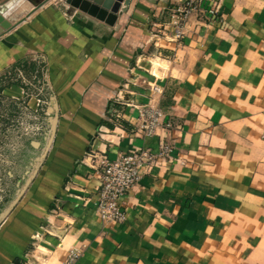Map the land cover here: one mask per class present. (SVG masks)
I'll return each instance as SVG.
<instances>
[{"label":"crops","instance_id":"crops-1","mask_svg":"<svg viewBox=\"0 0 264 264\" xmlns=\"http://www.w3.org/2000/svg\"><path fill=\"white\" fill-rule=\"evenodd\" d=\"M125 1L114 25L61 2L24 21L49 33L56 130L0 225V264H264V0H217L215 19L194 14L179 34L176 0ZM149 102L172 123V158L105 224L91 153L158 151L137 131L134 105Z\"/></svg>","mask_w":264,"mask_h":264},{"label":"rangeland","instance_id":"rangeland-1","mask_svg":"<svg viewBox=\"0 0 264 264\" xmlns=\"http://www.w3.org/2000/svg\"><path fill=\"white\" fill-rule=\"evenodd\" d=\"M59 2L68 4L66 0ZM59 2L47 3L54 10L62 8ZM32 8L31 3L25 4L11 21L17 22ZM56 14L55 10L51 16ZM27 21L0 38V225L41 167L44 144L52 145L56 130L52 111L57 99L53 97L46 53L38 50L46 41L41 34L49 33L40 30L42 20L34 24ZM23 54L26 57L19 58ZM41 140L43 144L38 146Z\"/></svg>","mask_w":264,"mask_h":264},{"label":"built area","instance_id":"built-area-1","mask_svg":"<svg viewBox=\"0 0 264 264\" xmlns=\"http://www.w3.org/2000/svg\"><path fill=\"white\" fill-rule=\"evenodd\" d=\"M219 3L217 0H176L170 23L176 26L178 34L182 33V27L194 14L197 17L215 19L220 12ZM154 90L158 91L159 88L154 87ZM41 101L39 99V102ZM116 101L131 105L119 99ZM134 106L139 111L137 131L144 137L159 136V150L155 151L146 146L139 147L123 152L115 159H110L105 153H91L90 166L101 179L97 210L101 221L105 224L123 223L127 218L123 208V198L141 180L143 170L150 169L161 159L172 158L173 145L163 135V131L171 127L172 123L165 122L164 109L153 102Z\"/></svg>","mask_w":264,"mask_h":264},{"label":"water","instance_id":"water-1","mask_svg":"<svg viewBox=\"0 0 264 264\" xmlns=\"http://www.w3.org/2000/svg\"><path fill=\"white\" fill-rule=\"evenodd\" d=\"M11 1H15L17 3V0H0V37L18 27L50 0H27L33 5V8L15 23L11 21V17H14L15 14H17L23 4L21 2H18L17 4L15 3L7 14L5 9ZM124 1L125 0H66V2L71 6L105 21L109 25H114L116 22L118 13L122 8ZM125 2L126 4H129L130 0H126Z\"/></svg>","mask_w":264,"mask_h":264},{"label":"bare ground","instance_id":"bare-ground-1","mask_svg":"<svg viewBox=\"0 0 264 264\" xmlns=\"http://www.w3.org/2000/svg\"><path fill=\"white\" fill-rule=\"evenodd\" d=\"M15 1H11L10 3H8V5L6 6V13L8 14V12L12 9V7L15 5ZM9 9V10H7Z\"/></svg>","mask_w":264,"mask_h":264}]
</instances>
